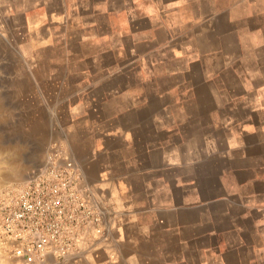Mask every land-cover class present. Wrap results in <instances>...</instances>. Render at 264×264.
Listing matches in <instances>:
<instances>
[{"label":"rangeland","instance_id":"rangeland-1","mask_svg":"<svg viewBox=\"0 0 264 264\" xmlns=\"http://www.w3.org/2000/svg\"><path fill=\"white\" fill-rule=\"evenodd\" d=\"M12 22L8 37L0 35V197L6 187L21 186L51 144L63 143L82 166L112 231L102 186L95 187L103 178L88 172L101 148V130L89 129L84 114L71 112L70 104L80 99L65 97L70 83L52 78L63 67L52 53L22 46ZM252 41L241 59L234 45L232 66L219 65L221 60L190 64L188 74L159 82L168 87L163 96L137 99L146 105L120 115L119 128L104 131L103 137L114 138L103 139L114 161H108V176L133 178L136 172L139 185L147 186L138 191L158 197L153 208L159 220L142 227L148 244L136 258L122 256L121 264H249L251 256H264V204L253 207L264 199L256 189L262 185L264 191V50ZM125 186V199H134L136 192ZM0 252L9 256L1 243ZM85 263L95 262L86 257Z\"/></svg>","mask_w":264,"mask_h":264},{"label":"crops","instance_id":"crops-1","mask_svg":"<svg viewBox=\"0 0 264 264\" xmlns=\"http://www.w3.org/2000/svg\"><path fill=\"white\" fill-rule=\"evenodd\" d=\"M0 9L4 26L0 35L8 37V19H12L22 46L52 53L55 65L63 67L53 80L69 82L65 97L80 99L70 104L71 112L84 114L89 129L101 130L97 137L101 148L90 160L95 162L88 165V172L103 178L94 186H102L100 194L109 206L113 230L105 238L83 243L72 259L121 264L122 256L136 258L149 242L142 227L159 220L153 208L158 197L138 191L147 186L139 185L136 172L133 178L128 173L108 176L113 172L108 161H114L103 139L114 138L113 133L107 137L103 133L119 128L120 115L146 105L137 99L163 96L168 87H160L159 82L188 74L187 65L221 60L219 65L232 66L234 45L241 51L235 58L241 59L248 54L252 38L256 41L251 46L264 50V0H0ZM126 98L135 103L121 101ZM92 115L98 116L94 120ZM127 183L136 192L128 201L121 192ZM256 189L264 195L262 185ZM263 200L253 207H260ZM248 260L264 264V256ZM0 264L22 262L0 252Z\"/></svg>","mask_w":264,"mask_h":264},{"label":"built area","instance_id":"built-area-1","mask_svg":"<svg viewBox=\"0 0 264 264\" xmlns=\"http://www.w3.org/2000/svg\"><path fill=\"white\" fill-rule=\"evenodd\" d=\"M106 236L104 208L63 143L51 144L21 186L2 191L0 243L22 264H84L72 255Z\"/></svg>","mask_w":264,"mask_h":264}]
</instances>
